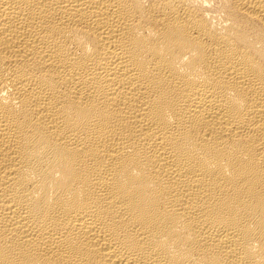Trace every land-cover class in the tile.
<instances>
[{
    "label": "bare ground",
    "instance_id": "bare-ground-1",
    "mask_svg": "<svg viewBox=\"0 0 264 264\" xmlns=\"http://www.w3.org/2000/svg\"><path fill=\"white\" fill-rule=\"evenodd\" d=\"M0 264H264V0H0Z\"/></svg>",
    "mask_w": 264,
    "mask_h": 264
}]
</instances>
